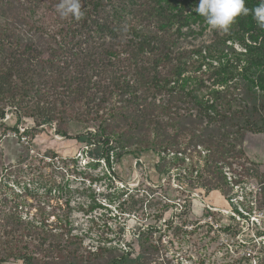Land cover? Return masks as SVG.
<instances>
[{
    "label": "trees",
    "instance_id": "obj_1",
    "mask_svg": "<svg viewBox=\"0 0 264 264\" xmlns=\"http://www.w3.org/2000/svg\"><path fill=\"white\" fill-rule=\"evenodd\" d=\"M199 2L83 0L84 17L75 20L60 17L55 7L59 0H0V21L3 22L0 24V106L14 109L19 119L31 118L36 128L55 126L57 135L71 140L67 129L72 122L85 120L84 115L93 121L99 120L96 133L88 131L73 138L87 147L93 160L88 164L96 167L103 160L112 170L113 165L125 157L137 159L139 163L144 157L156 156L157 174L162 176L173 171L185 190L201 189L206 195L219 191L234 214L249 220V215L241 213L230 202L223 165L232 166L229 158L244 156L236 151V145L247 133H264V28L250 12L239 16L225 38H218L215 44L190 52L178 50L177 43L167 35L174 34L176 26L173 24L180 22L187 5L197 7ZM259 3L260 0H245L249 9ZM41 5L47 10L37 17L35 9ZM195 17L205 21L198 13ZM62 31L68 35L82 32L88 41L94 35L99 40L110 39L109 44L103 42L109 58L118 57L111 43L125 36L124 46L129 48L132 58L137 57L132 64L135 79L131 80L142 86L133 85L126 78L123 83L118 79L112 85L119 91L116 93L120 101H114L111 92L105 93L93 116L86 110L95 94L90 85L89 88L85 85V80L94 75L96 68L89 62L81 63L76 57L72 60L68 59L70 55L65 57L61 42L66 37L59 38ZM29 32H37L38 38L34 40ZM235 45L242 50H236ZM147 55L151 60L149 69L143 66ZM167 65L169 68L163 73ZM139 89L150 92L152 98L149 95L141 97ZM159 94H165L166 99L157 101ZM100 110H103L102 115ZM187 110H195L196 116H186ZM4 118V110L0 108V119ZM182 119L194 127H188ZM206 119L214 127L201 132L196 125ZM4 125L8 127L9 124ZM11 128L20 134L17 126ZM230 136L235 137V142L239 141L234 147H229L227 142L225 145ZM198 148L207 152L202 169L195 170L194 166L177 162L178 159L182 161L179 154ZM254 172L252 177L261 185L257 208L264 210V175L257 170ZM129 192L124 190L120 196L134 200ZM106 199L116 200L114 193ZM243 206L252 211L245 204ZM216 215L212 216L217 223L220 220ZM230 218L236 220L234 216ZM8 230L0 240V264H163L155 259L157 248L151 230L139 232L134 246L128 242H123V247L107 242L96 250L75 247L76 239L68 235L63 244L58 242L48 249L47 257L51 259L46 260L29 253L27 246L32 237L24 235L25 230H29L28 224L24 226L18 221L16 227ZM220 230L225 234L232 232L228 224H221ZM16 232L20 233L13 238ZM262 234L259 231L255 237ZM254 247L255 244L249 253H254Z\"/></svg>",
    "mask_w": 264,
    "mask_h": 264
},
{
    "label": "rangeland",
    "instance_id": "obj_2",
    "mask_svg": "<svg viewBox=\"0 0 264 264\" xmlns=\"http://www.w3.org/2000/svg\"><path fill=\"white\" fill-rule=\"evenodd\" d=\"M195 8L193 4L187 5L180 22L173 24L176 26L174 34L167 35L173 43H177L178 50L190 52L203 45L215 44L218 38L227 35V32L211 29L205 21L196 20ZM46 10L47 7L41 5L35 9V14L38 17ZM29 35L35 40L39 34L29 32ZM46 37L48 35L44 41ZM60 37H66L61 42L65 57L70 55L69 60L76 57L81 63L89 62L96 68L94 75L85 80V85L88 88L90 85L95 94V99L88 101L90 106L86 110L93 116L105 93L111 92L113 100L120 101L119 91L112 85L118 79L123 83L126 78L133 85L142 86L131 80L135 79L132 64L137 57L132 58L130 50H127L129 48L124 46L125 36L120 39L123 43L120 40L111 43L117 58L106 55L107 46L103 42L109 44L110 39L99 40L94 35L88 41L82 32L68 35L66 31H62ZM235 49L242 50L239 45H235ZM145 59L143 66L149 69L151 60L148 55ZM168 66L162 68L163 73ZM71 69L72 73L76 71L75 67ZM148 71L151 73V70ZM138 94L152 98L150 92L142 89ZM165 96L159 94L157 101L166 99ZM0 108L5 114V118L0 119V240L9 231L8 228L16 227L18 221L24 226L28 224L29 230H25L24 235L32 237L27 246L29 253L46 260L51 259L47 257L48 249L58 242L63 244L68 235L76 239L75 247L96 250L107 242L121 247L123 242H128L134 246L139 232L151 230L157 248L155 259L159 263L264 264V210L257 208L261 185L252 177L256 170L264 175V133H247L240 144L233 136L225 140V145L226 142L229 147L237 144L236 151L244 154L229 158L232 166L223 165V174L229 183L230 202L241 213L250 216L249 220H244L231 211L221 192L206 195L201 189L185 190L173 171L162 176L157 174L156 156L144 157L139 163L137 159L125 157L116 162L112 170L103 160L96 167L88 164L93 160L87 153V147L73 138L88 131L96 133L99 120L93 121L84 115L85 120L72 122L67 129L71 140L57 135L55 126L51 129L46 126L36 128L31 118L19 119L8 105ZM196 113L195 110L185 111L186 116L195 117ZM99 114L102 115L103 110ZM182 121L188 127H194L190 122ZM4 123L9 124L8 127ZM15 126L20 130L19 135L11 128ZM196 126L202 132L210 131L214 124L206 119ZM179 155L182 161L178 159V163L184 162L198 170L205 165L203 157L207 152L198 148ZM196 174L197 171L194 176ZM127 189L134 195V200L120 196ZM112 193L116 200L108 201L106 197ZM243 204L252 211H247ZM209 212L217 214L220 221L216 223L215 216ZM232 215L236 216L235 221L230 218ZM221 224L231 225L232 232H222ZM259 231L263 234L256 238L255 234ZM19 233H14L13 238ZM30 237L27 239L30 240ZM254 244V253H249Z\"/></svg>",
    "mask_w": 264,
    "mask_h": 264
},
{
    "label": "clouds",
    "instance_id": "obj_3",
    "mask_svg": "<svg viewBox=\"0 0 264 264\" xmlns=\"http://www.w3.org/2000/svg\"><path fill=\"white\" fill-rule=\"evenodd\" d=\"M56 11L61 18L81 20L84 17L83 0H59ZM195 12L202 16L211 29L227 32L241 15L252 13L257 24L264 28V0L249 9L245 0H200Z\"/></svg>",
    "mask_w": 264,
    "mask_h": 264
},
{
    "label": "built area",
    "instance_id": "obj_4",
    "mask_svg": "<svg viewBox=\"0 0 264 264\" xmlns=\"http://www.w3.org/2000/svg\"><path fill=\"white\" fill-rule=\"evenodd\" d=\"M233 216V215H232ZM234 217H236V216H234ZM241 218V217H240Z\"/></svg>",
    "mask_w": 264,
    "mask_h": 264
}]
</instances>
